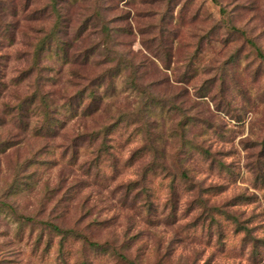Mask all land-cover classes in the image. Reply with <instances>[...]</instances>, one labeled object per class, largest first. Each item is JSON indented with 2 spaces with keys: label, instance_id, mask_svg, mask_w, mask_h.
I'll use <instances>...</instances> for the list:
<instances>
[{
  "label": "rangeland",
  "instance_id": "1",
  "mask_svg": "<svg viewBox=\"0 0 264 264\" xmlns=\"http://www.w3.org/2000/svg\"><path fill=\"white\" fill-rule=\"evenodd\" d=\"M247 39L264 0H0V264H264ZM116 121L95 162L82 134Z\"/></svg>",
  "mask_w": 264,
  "mask_h": 264
},
{
  "label": "trees",
  "instance_id": "2",
  "mask_svg": "<svg viewBox=\"0 0 264 264\" xmlns=\"http://www.w3.org/2000/svg\"><path fill=\"white\" fill-rule=\"evenodd\" d=\"M243 33V30H241ZM247 41L253 46V48L255 49L256 53L261 57L264 58L263 53L261 52L260 48L253 42V40L251 39H247ZM96 99V98H95ZM43 101L45 102V99L43 98ZM94 102V96L92 94V98L91 101L89 102V104H92ZM97 103L95 102V107H96ZM20 108L22 107L21 105L19 106ZM141 119V118H140ZM57 121V122H56ZM60 123V121H58L55 117H53L51 115V111L50 113L46 114L44 116V119L42 120V127H45V131H53L52 129H54V125H57V123ZM56 123V124H55ZM121 121H116L113 124H108V125H104L96 130H93L91 132H87V133H83L82 137H86L89 139V141H98L97 147H96V155L93 157V160L95 162H105L107 160H110L114 157V152L111 150L112 145L108 143V136L111 133L112 129H115L117 127L118 124H121ZM143 124V121H142ZM148 126H150V124H146V128L148 129ZM146 139L148 142V145L150 146V148H154L152 142H153V138L149 135H146ZM201 147V146H200ZM201 154H205L208 155L209 152L206 148H202L201 147ZM199 150V151H200ZM139 151V150H138ZM157 151V150H154ZM179 177L185 180L191 179L190 176L188 175L187 171L184 168H180L179 169ZM22 218L26 219V220H31V217L29 215H24L22 216ZM47 225H49L52 229H54L55 231H59L62 232V228H60L57 224H54L52 222H47ZM87 239V238H86ZM89 245H93L96 247H103L105 245H107V242H103V243H99L96 240H87ZM120 258H125V256H123L122 254H119Z\"/></svg>",
  "mask_w": 264,
  "mask_h": 264
}]
</instances>
